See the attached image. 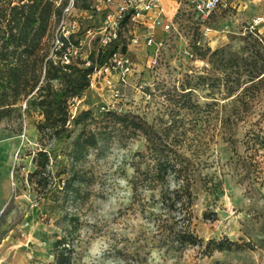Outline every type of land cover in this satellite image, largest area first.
Returning <instances> with one entry per match:
<instances>
[{
    "label": "rangeland",
    "instance_id": "obj_1",
    "mask_svg": "<svg viewBox=\"0 0 264 264\" xmlns=\"http://www.w3.org/2000/svg\"><path fill=\"white\" fill-rule=\"evenodd\" d=\"M89 6L90 0H80L82 9ZM59 16L52 19V37ZM258 17L264 18L261 0L222 7L204 21L180 11L167 17L170 31L155 30V38L164 42L156 64L144 44L147 30L126 27L118 46H125L132 63L126 82L119 73L97 70L89 90L69 103L71 118L89 110L96 127L110 136L82 161L76 199L64 202L58 189L44 195L53 186L51 178L46 189L29 180L37 153L55 146L51 138L40 141L37 125L44 116L35 92L0 107V264H52L54 242L68 233L70 216L77 219L74 264H264V148L242 144L251 128L264 131V82L246 95L248 106L234 103L236 95L228 93L239 76L241 83L246 79L251 50L243 38L255 32L264 46V21L256 23ZM83 23L94 25L92 20ZM134 33L142 38L138 45L130 41ZM50 42L49 35L45 51ZM90 48L98 51V40ZM86 56L79 60L89 66ZM189 91L187 99L199 108L187 111L188 100L181 96ZM108 112L143 120L160 131L175 124L172 134L189 136L197 180L190 220L177 211L166 214L149 190L134 196L131 180L146 141L142 135L131 138L130 129L116 125ZM227 116L232 129L223 131L220 120ZM71 128L72 139L61 154L70 151L80 131ZM166 219L163 230L158 225ZM185 226L206 242L236 245L211 255L201 246H180L175 234Z\"/></svg>",
    "mask_w": 264,
    "mask_h": 264
},
{
    "label": "trees",
    "instance_id": "obj_2",
    "mask_svg": "<svg viewBox=\"0 0 264 264\" xmlns=\"http://www.w3.org/2000/svg\"><path fill=\"white\" fill-rule=\"evenodd\" d=\"M60 13L61 10L50 0H17V3L0 0V107H9L34 92L38 96L44 116V121L37 125L40 141L51 138L55 146H45L37 153L33 159L36 168L29 174V180L46 189L48 178L53 179V186L44 195L58 189L65 202L76 199L80 193L82 161L91 150L98 149L101 143L110 138L109 133L96 127L98 121L91 111H81L71 118L69 103L82 98L89 90L91 76L109 60L119 43L109 49L93 52L88 58L91 63L89 66L81 60L70 66L61 65L50 57L53 38L50 34L51 22ZM49 35L50 47L45 51L43 41ZM243 40L247 49L251 50L246 79L241 83L239 76L236 86L230 87L228 93L229 97L236 95L234 103L239 101L248 106L246 95L256 93L264 82V46L255 32L247 34ZM122 50L125 51V46ZM190 92L181 96L188 100L187 111L199 108L187 99ZM178 106L184 109L182 105ZM107 115L115 117L116 125L130 129L131 138L142 135L146 141L145 152L138 154L140 160L131 180L134 196L149 190L152 196L157 195V202L166 214L167 211H177L183 214V220L186 217L190 220L197 180L192 163L193 151L188 146L189 136L186 133L172 134L175 124L160 131L154 125L127 115L114 112H108ZM230 119V116L221 118L223 131L232 129ZM71 127H80V131L72 140L70 151L61 154L63 146L72 139ZM229 141L234 145L233 136H230ZM242 144L246 149L264 148L263 128H251L245 133ZM142 164L143 169L140 166ZM215 215L211 216L212 219H215ZM76 221V217L70 216L68 233L58 236L54 242L52 264L75 263L76 248L72 237L76 233ZM161 223L158 226L167 230V219ZM175 235L180 246H201L207 255L231 251L236 245L229 240L211 239L206 242L188 226L180 228Z\"/></svg>",
    "mask_w": 264,
    "mask_h": 264
},
{
    "label": "built area",
    "instance_id": "obj_3",
    "mask_svg": "<svg viewBox=\"0 0 264 264\" xmlns=\"http://www.w3.org/2000/svg\"><path fill=\"white\" fill-rule=\"evenodd\" d=\"M50 1L61 10L53 33L50 57L63 66L76 63L83 54L88 58L95 51L90 48L94 39L98 40V50H106L115 43H120L123 30L129 25L147 30L144 44L151 50V62L156 64L164 42L155 38V30H171L172 20L167 18L162 0H90V6L86 10L80 7V0ZM222 7L223 0H180L176 15L180 11H189L196 19L204 21L209 20ZM84 20H92L94 25L85 27ZM141 39L134 33L130 41L138 45ZM131 67L127 52L117 48L98 71L119 73L122 82H126ZM95 74L94 72L92 76Z\"/></svg>",
    "mask_w": 264,
    "mask_h": 264
},
{
    "label": "crops",
    "instance_id": "obj_4",
    "mask_svg": "<svg viewBox=\"0 0 264 264\" xmlns=\"http://www.w3.org/2000/svg\"><path fill=\"white\" fill-rule=\"evenodd\" d=\"M244 0H223L224 7L233 6L236 5V3L243 2ZM262 2V8L264 11V0H261ZM180 0H162V6L164 9L165 14L169 18H173L176 15V12L179 8ZM258 20V21H257ZM261 21H264L263 17L256 18V23H259Z\"/></svg>",
    "mask_w": 264,
    "mask_h": 264
}]
</instances>
